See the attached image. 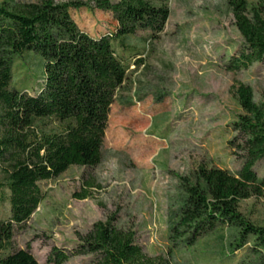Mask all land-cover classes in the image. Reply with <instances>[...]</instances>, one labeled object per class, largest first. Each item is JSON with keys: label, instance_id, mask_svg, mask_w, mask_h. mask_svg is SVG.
<instances>
[{"label": "trees", "instance_id": "1", "mask_svg": "<svg viewBox=\"0 0 264 264\" xmlns=\"http://www.w3.org/2000/svg\"><path fill=\"white\" fill-rule=\"evenodd\" d=\"M242 36L226 69L264 61V0H225ZM169 0H19L0 1V189L8 190L9 214L0 219V264H39L29 248L11 250L14 227L28 221L46 196L42 181L71 166L91 167L101 160L110 106L125 84L130 66L143 63L144 44L158 38L168 19ZM108 11L112 30L93 36L81 30L71 11ZM144 34H140L141 32ZM22 59L41 81L35 94L18 89L12 79ZM15 71V70H14ZM231 90L243 113L231 122L232 153L242 159L236 172L200 165L194 179L180 177L176 205L167 219L168 255L204 233L224 226L230 254L248 247L238 264H264V225L250 221L239 203L264 195V175L255 163L264 158V102L256 103L244 83ZM92 180L73 195L91 197ZM114 215L98 220L69 251L54 246L47 264L70 256L94 254L92 264H173L150 256L131 229L118 227Z\"/></svg>", "mask_w": 264, "mask_h": 264}, {"label": "rangeland", "instance_id": "2", "mask_svg": "<svg viewBox=\"0 0 264 264\" xmlns=\"http://www.w3.org/2000/svg\"><path fill=\"white\" fill-rule=\"evenodd\" d=\"M168 5L163 31L150 46L144 44L143 63L130 66L129 78L110 106L100 162L71 166L42 181L46 196L28 221L15 225L11 250L28 247L39 264H47L52 247L70 251L78 234L114 215L118 227L134 231L145 253L166 256L173 264H238L251 257L248 247L233 255L228 252L224 226L168 255L167 219L177 202L180 177L194 179L200 165L231 172L241 167L242 159L228 145L235 134L231 122L243 113L231 86L247 84L254 101L264 102V61L226 69L230 55L242 44L226 1L169 0ZM71 15L93 36L115 26L108 11L80 8ZM32 71L22 59L16 60L15 87L35 94L41 81ZM254 170L264 175V158ZM85 180L95 186L91 197L79 199L73 194ZM7 195L8 190L1 188L0 219L9 214ZM239 210L264 225V195L241 200ZM94 259V254L72 255L64 264H92Z\"/></svg>", "mask_w": 264, "mask_h": 264}, {"label": "crops", "instance_id": "3", "mask_svg": "<svg viewBox=\"0 0 264 264\" xmlns=\"http://www.w3.org/2000/svg\"><path fill=\"white\" fill-rule=\"evenodd\" d=\"M132 66V65H131Z\"/></svg>", "mask_w": 264, "mask_h": 264}]
</instances>
